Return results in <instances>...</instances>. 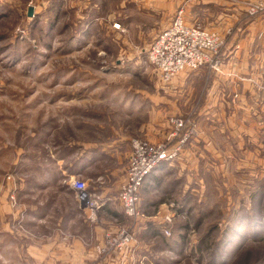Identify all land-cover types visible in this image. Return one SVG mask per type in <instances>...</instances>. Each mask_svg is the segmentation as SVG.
Returning a JSON list of instances; mask_svg holds the SVG:
<instances>
[{"label":"rangeland","instance_id":"obj_1","mask_svg":"<svg viewBox=\"0 0 264 264\" xmlns=\"http://www.w3.org/2000/svg\"><path fill=\"white\" fill-rule=\"evenodd\" d=\"M259 1L239 0L243 8H211L204 16L183 0H0L1 259L16 247L68 236L52 230L64 227L73 207L71 175L84 152L93 158L105 149L123 151L148 133L167 139L180 118L196 133L172 164L190 150L188 166L159 177L161 187L153 177L145 184L139 210L156 217L143 223L170 230L158 241L172 246L167 255L175 264H264V20L256 56L236 62V71L223 69L230 59L222 48L219 72L205 65L164 82L148 58L180 10L188 25L235 15L236 30L264 16L247 13ZM122 160L106 156L78 178L100 196L93 177L105 176V189L118 195ZM172 182L182 211L162 192ZM142 218L122 227L134 238L127 254Z\"/></svg>","mask_w":264,"mask_h":264},{"label":"crops","instance_id":"obj_2","mask_svg":"<svg viewBox=\"0 0 264 264\" xmlns=\"http://www.w3.org/2000/svg\"><path fill=\"white\" fill-rule=\"evenodd\" d=\"M183 2L185 4L183 6L185 7L197 8L198 10H203V13H206L204 14V16L208 14V11L211 8H227V7H234L236 5H237L236 8L238 9L243 8L242 6L240 7V4H238L239 0H183ZM232 17H236V16L222 15L216 21L214 20V22L209 23L208 21H203V22L200 21V23L203 26H205V28L209 31L219 33L221 36L225 35L223 36L224 39L225 37H227L226 38L227 40L225 39V44L223 46V49H224V56L226 58H229L230 62L225 64L223 69L226 70V68L229 69L232 68L233 70L236 71L238 61L243 62L244 57L253 58L256 56L257 54L256 51L259 50V47L256 48L254 42L256 41V37H258L261 34L259 33V35L257 36V33L260 32L261 28L263 27L262 21L264 20V16L262 15V17L254 18L253 20L247 22L245 24L247 26L243 27L244 30L242 28L243 23L241 24L240 22L239 24H241V28L236 29L238 31L241 30L242 32L240 33L239 32L237 33L234 28V24L237 18L233 20ZM198 19L201 20L200 18ZM235 26L238 27L237 24ZM230 32H233V34L227 36V34ZM260 57H264V54H262V56ZM229 69L228 71H230ZM187 73H192V71L188 70L181 73L180 75L182 77L184 75L185 77H187ZM169 134L170 133H167V136ZM147 140H149L152 143H161V142H167L168 138L157 140V138L152 136L151 133H148ZM116 148L117 147L115 148L112 147L111 149H116ZM88 149L89 146L88 147L85 146L84 150L86 151ZM120 150L122 151V146H120L119 150L116 149L114 151L105 149L104 151L102 150L94 153L93 158L88 157L90 156L91 152H84V155L80 157L81 168H79L78 170H74L73 175L71 176L73 178L74 175L76 177H81V176L87 177L88 171H90V169L93 170L95 167H97V165L100 162L104 163L103 159L105 160L106 156L116 157V159L118 158L122 160L121 156H118ZM189 151L190 150H188L186 152V155H184L186 158L184 157L181 161L174 164L162 163L155 169V171L153 170L145 178L144 183L140 190V196L145 184L149 185L154 180L157 181L158 186L161 187L162 183L159 177H165V176L166 177L168 176V178L174 177L175 175L173 174H176V172H173L174 168L185 169L186 166H188L187 158L189 157ZM131 152H132V144L130 143L129 145V143H127V145H125L124 147V150L122 151V153H124L125 156H123L124 159L122 160L121 163L122 164L121 172L124 173L123 175L124 180L126 176L125 166L131 155ZM91 155H93V153ZM179 175H183V173L181 172V174ZM152 177L153 180H150L152 179ZM93 178L94 181L92 180L93 181L92 183L98 185V188H101L102 191L100 193V196L105 202L103 208L98 212V221L96 222L91 221L89 219L87 211H83L81 208L79 210L80 206L77 203L75 194L72 192L71 195L73 197V207L70 208L69 211L64 215L63 218L64 229L61 228L62 226L58 225L55 226L56 228L52 230V232L55 233L63 232L68 236H66L64 239H59L58 236H56V238L54 239L52 238L53 239L52 241H47V242L43 240H39L35 244L34 243L28 244L25 245V247L22 246L21 248L23 249L21 251H17L16 250L17 247H16L13 251L8 253L10 255L6 256L5 259H1L0 256V264H30V260L36 264H175L169 261L167 255L169 248L172 246L166 244L167 243L166 241H165V245L161 244V242L158 241L159 238H163V235L164 236L170 235V230L166 229V227L164 226L161 227L159 225L161 227L159 228V226L155 224L148 225L143 223L145 221H148L145 220V218L152 219L156 217L155 213H150L149 208H147V211L144 212L140 217V218L142 217L145 218L139 220L141 223L136 225L135 228L133 229L137 240L132 245L130 253L123 255L120 252H116L112 254H106L102 252L105 232L107 231L115 232L118 229L126 226L125 224H127L130 220L124 214L121 203L118 201L117 192L109 189H105V185L106 186L109 185L110 180L106 179L105 176L102 175H97L94 176ZM85 179L89 180V178H85ZM177 185H178L177 182H172V184L169 185L172 187V189L163 190L162 192L168 195L170 194V196H172L173 199H177L176 196L180 192L177 190H173L176 188ZM179 187L181 186L179 185ZM157 188L158 187L147 189L148 192L147 194L157 193L156 190H159ZM176 201H177V205H175L174 208H178L179 211H182L183 208H179V206L181 205L180 204L181 199L178 198ZM163 204L165 203L163 202ZM37 217H38V221H40V223L42 222L45 223L43 224V226L45 225L46 227V222H45V219L47 218L46 213L39 212ZM62 222L63 220H61V223ZM47 229L49 228L47 227ZM167 231L168 234H166ZM142 233L144 235L143 236L144 239L143 237H141ZM12 244L14 243L13 242L11 243V246L13 247Z\"/></svg>","mask_w":264,"mask_h":264},{"label":"built area","instance_id":"obj_3","mask_svg":"<svg viewBox=\"0 0 264 264\" xmlns=\"http://www.w3.org/2000/svg\"><path fill=\"white\" fill-rule=\"evenodd\" d=\"M261 11H264V0L251 5L247 13L256 17ZM175 15L148 50L149 61L162 80L170 82L185 71H196L205 65L212 71L219 72L222 63L218 56L224 45L223 36L203 28L199 23L188 25L183 10ZM188 124L185 119L173 120L174 132L164 143H152L145 139L132 141L125 180L118 193V201L130 220L136 221L141 216L140 190L145 178L162 163L176 161L182 147L195 135L194 129L187 128ZM70 185L80 208L88 212L91 221H98V212L105 205L104 200L91 192L88 182L78 177H74ZM166 220L171 221L170 217ZM104 237L102 252L106 254H127L134 240L130 228L107 231Z\"/></svg>","mask_w":264,"mask_h":264},{"label":"water","instance_id":"obj_4","mask_svg":"<svg viewBox=\"0 0 264 264\" xmlns=\"http://www.w3.org/2000/svg\"><path fill=\"white\" fill-rule=\"evenodd\" d=\"M33 13H34V8H33V9L30 8V10H29V12H28V15H29L30 17H32V16H33Z\"/></svg>","mask_w":264,"mask_h":264}]
</instances>
